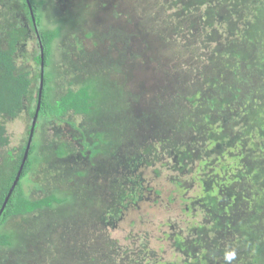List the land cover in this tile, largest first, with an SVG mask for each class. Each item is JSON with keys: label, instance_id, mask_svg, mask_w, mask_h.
Segmentation results:
<instances>
[{"label": "rangeland", "instance_id": "374dc122", "mask_svg": "<svg viewBox=\"0 0 264 264\" xmlns=\"http://www.w3.org/2000/svg\"><path fill=\"white\" fill-rule=\"evenodd\" d=\"M37 2L38 30L60 34L50 102L86 85L98 98L90 115L37 120L27 196L70 199L12 218L0 264H229L231 251L264 264V0ZM14 30L38 89L35 28L21 0H0V31ZM34 108L2 116L0 167Z\"/></svg>", "mask_w": 264, "mask_h": 264}, {"label": "trees", "instance_id": "16d2710c", "mask_svg": "<svg viewBox=\"0 0 264 264\" xmlns=\"http://www.w3.org/2000/svg\"><path fill=\"white\" fill-rule=\"evenodd\" d=\"M21 1L26 10V13L28 14L32 26L34 27L28 2L27 0ZM29 2L32 6V10L36 19V25L38 27L39 25H41V16L39 15L41 3H38L37 0H29ZM5 33L6 32L4 31H0V36H6V38L2 39V41L0 42V45L2 44V47L0 46V150L8 146L10 143L5 125L2 122V116H9L10 118L16 117L20 110L25 106L26 102H29L30 104H35V108L34 110H32V115L34 118L39 100L38 96L40 88V84L38 89H36V85H34V81H36V78H33L31 80L29 74L18 72L16 67L15 55L17 53L18 43L21 42L23 31H9V33H6V35ZM38 34L40 35L44 47L46 67L49 64L48 60L51 55L53 42L54 40L59 38L60 34L58 30H54L53 32H51L50 30H38ZM35 61H37V63L40 64L41 67V53L35 58ZM36 77L41 79V75H38ZM51 80L52 76L48 75L47 73H44V85L38 120H61L62 117L68 114L69 112H73L77 115L92 114L93 109L97 104L98 98V95L95 91H93L94 88L92 86L86 85L76 91L69 90L64 96L60 98L58 102L54 104L50 102L49 84ZM30 132L31 129L29 130V135ZM102 136L103 134L100 133L99 137ZM26 143L28 144V142ZM84 144L85 149H93L96 147H94V144L91 146V148L88 146V143L85 142ZM26 146L27 145L25 144L23 149L20 150V153L15 155L14 158L12 152L10 151L11 153L9 152V155L11 159L6 161L3 166L0 167V210L3 207L8 193L14 183L17 172L20 168L21 162L25 154ZM35 148L36 145L33 143L32 140L29 155L24 166L21 178L14 190L12 191V194L9 197L7 204L0 216V248L12 245V234L8 233L4 229V227H7L8 222L12 218L17 216L25 217L29 213H38L40 210L42 211L46 209H55L57 205H63L65 202L68 201V199H70V197L60 198L56 194H50L47 197H43L41 199H35L27 196V191H25V186L23 182L26 181L29 176L28 174L31 172L33 166L35 165ZM93 153H97V151H93ZM57 154L58 156L64 158L66 156V151L63 148H60ZM182 157L183 156H181L180 158L183 160ZM207 195H209V193ZM255 260L258 261L257 258H255Z\"/></svg>", "mask_w": 264, "mask_h": 264}, {"label": "water", "instance_id": "95a60500", "mask_svg": "<svg viewBox=\"0 0 264 264\" xmlns=\"http://www.w3.org/2000/svg\"><path fill=\"white\" fill-rule=\"evenodd\" d=\"M28 2V5H29V9H30V14L32 16V20H33V23H34V27H35V30L37 32V38H38V42H39V47H40V53H41V79H40V88H39V96H38V104H37V109H36V112H35V115H34V118H33V122H32V126H31V132H30V136H29V140H28V144L26 146V150H25V154H24V157H23V160L21 162V165H20V168L17 172V175H16V178L14 180V183L8 193V196L3 204V207L1 208L0 210V216L7 204V201L9 199V197L11 196L12 194V191L14 190V188L16 187V185L18 184L20 178H21V175H22V172L24 170V166L26 164V161H27V158H28V155H29V150L31 148V144H32V140H33V136H34V131H35V127H36V122L38 120V115H39V111H40V107H41V97H42V92H43V85H44V73H45V55H44V47H43V44H42V41H41V38H40V35L38 34V27L36 25V19H35V16H34V12L32 10V6L29 2V0H27Z\"/></svg>", "mask_w": 264, "mask_h": 264}, {"label": "clouds", "instance_id": "9594fccd", "mask_svg": "<svg viewBox=\"0 0 264 264\" xmlns=\"http://www.w3.org/2000/svg\"><path fill=\"white\" fill-rule=\"evenodd\" d=\"M36 128V127H35ZM34 133H35V131H34ZM236 258V253H235V251H231V252H226L225 253V260L227 261V262H229V264H230V262L232 261V260H234Z\"/></svg>", "mask_w": 264, "mask_h": 264}]
</instances>
